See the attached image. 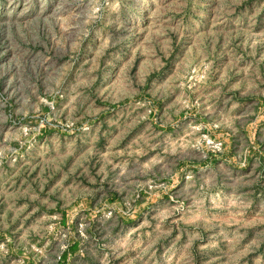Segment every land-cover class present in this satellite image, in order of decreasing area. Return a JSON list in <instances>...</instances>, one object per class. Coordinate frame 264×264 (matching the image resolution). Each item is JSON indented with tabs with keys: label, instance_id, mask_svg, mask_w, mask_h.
Here are the masks:
<instances>
[{
	"label": "rangeland",
	"instance_id": "obj_1",
	"mask_svg": "<svg viewBox=\"0 0 264 264\" xmlns=\"http://www.w3.org/2000/svg\"><path fill=\"white\" fill-rule=\"evenodd\" d=\"M0 264H264V0H0Z\"/></svg>",
	"mask_w": 264,
	"mask_h": 264
}]
</instances>
